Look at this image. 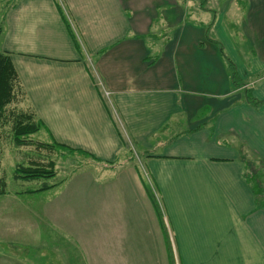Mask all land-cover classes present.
<instances>
[{"label": "crops", "instance_id": "1", "mask_svg": "<svg viewBox=\"0 0 264 264\" xmlns=\"http://www.w3.org/2000/svg\"><path fill=\"white\" fill-rule=\"evenodd\" d=\"M0 4L6 3L0 0ZM175 6L181 4L18 0L5 8L6 26L0 29L5 32V46L0 54L10 57L18 74L24 94L20 110L44 125L38 134L48 143L76 150L74 155L90 154L105 165L126 161L132 137V142L141 144L142 156L137 159L160 194L157 199L144 184L150 197L124 176L135 177V165L118 173L117 182L96 184L87 170L73 175L71 180L89 175L92 188L103 189L88 192L79 187L82 192L72 199L78 202L66 214L80 217V229L74 224L67 227L62 244L68 249V264L75 263L74 251L84 259L82 264H264V211L256 208L258 196L247 172L250 140L264 135V109L255 112L241 90L235 92L222 61L220 71L212 66L208 75L202 74L208 71L205 62L214 56L213 49H202L200 60L202 33L196 27L181 28L178 22L166 29L164 14ZM200 15L191 8L193 20L209 25L208 18L204 23L206 17ZM156 21L164 22L161 32L153 31ZM197 92L209 95L197 99ZM203 107L211 108L209 118L191 127ZM253 150L264 158V148ZM119 182L128 186L120 199L109 195L113 190L109 186L116 188ZM70 183L39 193L45 197L41 209L53 211L51 197ZM11 209L0 203L1 233L6 221L31 212ZM98 218L100 227L108 219L109 228H100L99 236L104 237L100 252L101 240H93L98 226L92 225ZM18 233L20 238V228ZM9 234L0 237V264H31L34 255L44 258L42 251L58 247L57 240L27 241L25 236ZM54 255L57 262L65 258Z\"/></svg>", "mask_w": 264, "mask_h": 264}, {"label": "rangeland", "instance_id": "2", "mask_svg": "<svg viewBox=\"0 0 264 264\" xmlns=\"http://www.w3.org/2000/svg\"><path fill=\"white\" fill-rule=\"evenodd\" d=\"M3 1L6 4H0V8H4L0 14V29L6 26L5 21H3V16L6 12L5 8H7V10L12 8L13 5L15 6L17 4L18 0ZM243 1L246 0H232L231 2L229 0H177V2L181 4V7L176 8L175 6L164 15L168 19L167 30L173 29L172 27H174V24L180 22L179 26L181 28H184L188 24L194 26L193 29L196 27V29L202 33V39L200 40L198 48L200 60L202 59L201 50L206 49L207 46H210L214 53V56L205 62V65H210L208 66V71L204 69L202 74L206 73L208 75L212 66L215 70L220 71V61H222L225 66L226 77L230 84H232L235 92L241 90L240 95L244 98V102L249 104L252 107V110L258 112L259 110L264 109V0H249V4H243ZM201 7L205 11L201 12L200 16L201 18L206 17L203 20L204 23H206V19L208 18L209 25H200V23L193 20L189 16L190 14H188L191 8L193 11H198V13H200ZM255 11L260 14L257 18L253 15ZM185 13L187 14L185 15ZM66 21L69 24L67 18ZM163 23L164 22L156 21L153 31L161 32ZM169 26L172 27L169 28ZM3 29L0 33L3 32ZM4 37L5 32L0 35V49H3L5 46ZM17 90L21 92L18 94L17 100H19V103H23L24 99L20 87ZM208 95L209 94H201L198 92L194 94L197 99ZM195 97L187 95L186 98H192L193 100ZM215 97H217L218 100H221L220 96ZM14 109L16 110L14 113L17 114L19 112L17 106H14ZM203 109L204 110H199L197 112L196 119L190 123L191 127L195 128L197 123H204L209 118L208 114L211 112V108L203 107ZM7 117L11 118V115L8 114ZM211 123L212 121L209 120L208 124ZM44 139V135L36 134L30 143L31 146L16 147L14 144L11 121H9L8 125L3 126L2 128L0 126V181L2 179L5 185L3 187V184L1 183L0 188H4V191L6 192L5 195L0 196V203L5 202L6 204H9L12 208L11 210H22V212L24 209L31 210L30 213L25 215V218L22 216H15L10 222L6 221L7 224L3 225L4 229L2 231L4 232H0V237H7L10 233L9 235H15L18 239H22L23 236H25L27 241H31L32 239H41L45 242L58 241V247L42 251L44 258L34 255L30 262L36 264H57L59 262H61L60 264H68L66 261V259L69 261V258L66 255L68 249L62 244V242L66 240L67 227L69 224H74L78 230L80 229L78 222L80 217L73 214H71L72 216L67 215V211H71L73 207H75L74 205L78 202L76 200L73 202L72 199L77 198L76 195L79 192H82V190L78 191L79 187H84L88 192H95L103 189V186L92 188L94 187V184L89 183V180L87 179L90 174L95 178L96 184H100L104 181L107 183L113 181L117 182L115 180H117L116 176L118 173L125 171L127 166L133 167L135 165V177L129 174L124 176L131 178L136 182L138 191L142 193L150 192V190L145 188L144 184H146L151 190H153V194L156 198L158 197L160 199L158 187L153 183L151 178H149L150 173L148 172L147 174L142 166V160L140 159V161H138L139 159H137L139 155L142 156L141 149L139 148V145L141 144L137 143L135 139L132 142V137H130V139L133 148H130L129 146L131 152L128 151L127 158H124L126 161L119 162L116 165H105L106 163L103 164L101 161H95V159L88 156H86L89 158L87 159L84 157L85 155L83 156L82 154L74 155L66 152L61 155L60 151L49 150L41 146L42 143L47 142L44 141ZM250 146L251 150L248 151L249 153L247 156L248 178L254 185V191L258 196V200L257 198L255 200L256 208L264 211V158L256 156L254 154L255 151L253 150L254 147L258 146L264 148V135L261 134V136H257L255 140H250ZM138 151H140V154H138ZM262 155L264 156V153ZM130 157L131 159H134L133 163L131 159H129ZM50 163L54 164V171L56 172V177L53 180L41 179L26 181L23 179L17 180L15 178L16 172L20 167L29 168L30 166L38 165L42 168H48ZM105 166L109 167V169H105ZM84 170H87L89 175L71 180L73 175ZM70 180L73 183L77 182L72 191H68L72 184ZM68 183H70L68 188L61 191L63 192L62 196L58 197L61 192L59 193V191H57L58 194L56 193V197H51L52 201L49 205L53 211L41 209V207L44 206L42 198H45L39 196V193L43 192L40 191L41 189L45 188L47 185L52 186L50 189H53V187L60 189L67 186ZM109 187L113 189L109 195H117L120 199L123 197L124 191L128 186L119 182L116 184V188ZM35 194L38 195L35 196ZM51 212H53L55 216L46 215V213L49 214ZM92 218L94 219L95 216ZM95 220V222L91 220L93 226H98L96 227L97 235L93 240H101L100 252L101 249H104V237L99 236V233L102 231L100 228L104 229L105 227L106 229H109L107 225L108 219L104 220L103 225H101L102 227H100L101 219L98 218ZM19 228L21 232L20 238L18 233ZM18 242H24V240H18ZM113 243L114 242L110 241L109 244L113 245ZM28 244L34 245L35 243L29 242ZM32 252L34 251H29L31 254ZM73 253H76L74 264H82V262H84V259L82 261V256L80 257L76 251ZM54 254L65 255V258L59 257V262H57ZM6 257L7 255L4 258ZM173 259L178 261V256H176L174 250Z\"/></svg>", "mask_w": 264, "mask_h": 264}, {"label": "trees", "instance_id": "3", "mask_svg": "<svg viewBox=\"0 0 264 264\" xmlns=\"http://www.w3.org/2000/svg\"><path fill=\"white\" fill-rule=\"evenodd\" d=\"M200 9H201L200 13H198V11H194V13H198V15H200L201 12L205 11L204 9H202V7ZM188 14H190V11ZM64 20L67 24L68 31L72 39L74 40V43L76 44V49L80 51L81 49L77 37L75 36L74 32L71 30V27L67 23L65 17ZM19 87H20V82H19L18 74L13 67L10 57L6 54H0V126L2 128L3 126L8 125L9 121H11L15 146L28 147L31 146L30 143L32 142L33 137L45 128L42 122L36 121L31 113L30 114L24 113L20 110L19 108L20 103L19 100H17L18 94L21 93L20 91L17 90ZM22 96H24L23 92H22ZM14 106H17L19 110L17 114L14 113V111H16L14 109ZM8 114L11 115V118L7 117ZM41 146L49 150L60 151L61 155L66 152L72 154L76 151L65 145L54 142L42 143ZM82 155L92 157L90 154L87 153H82ZM110 165H113V163H110ZM49 167L42 168L41 166L38 165H33L30 166L29 168L20 167L16 172L15 178L17 180L23 179L26 181H34L41 179L53 180L56 177V172L54 171V164L50 163ZM1 183L3 184L4 187L5 185L2 179L0 181V185ZM50 188H52V186L47 185L45 188L41 189L40 191H46ZM5 193L6 192L4 191V188L3 189L0 188V196L5 195ZM148 194H150V192H148ZM150 197H153V195L150 194Z\"/></svg>", "mask_w": 264, "mask_h": 264}]
</instances>
